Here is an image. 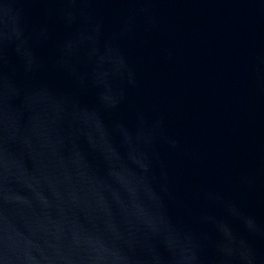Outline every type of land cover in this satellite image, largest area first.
<instances>
[{"label": "water", "instance_id": "water-1", "mask_svg": "<svg viewBox=\"0 0 264 264\" xmlns=\"http://www.w3.org/2000/svg\"><path fill=\"white\" fill-rule=\"evenodd\" d=\"M0 264H264V0H0Z\"/></svg>", "mask_w": 264, "mask_h": 264}]
</instances>
